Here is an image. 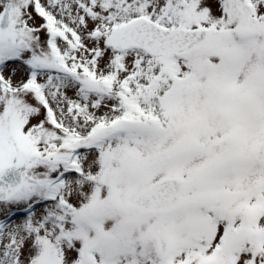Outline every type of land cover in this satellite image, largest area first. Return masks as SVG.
<instances>
[{
    "label": "rangeland",
    "instance_id": "rangeland-1",
    "mask_svg": "<svg viewBox=\"0 0 264 264\" xmlns=\"http://www.w3.org/2000/svg\"><path fill=\"white\" fill-rule=\"evenodd\" d=\"M6 1L14 9L10 28L0 33V167H18L24 185L0 201V221L11 217L0 224V264H69L66 248L80 264H110L116 250L124 251L126 264H264V0H133L121 10H113L116 0H0V13ZM176 4L185 16L174 11ZM39 5L61 35L49 29ZM93 7L106 12L101 32L77 38L73 18ZM141 14L169 27L207 26L211 41L172 58L145 50L122 58L126 52L106 38ZM96 38L118 57V68L130 72L124 83L106 78L112 65L90 69L84 45ZM180 57H187L185 70L177 64ZM203 65L202 82H195ZM187 73L192 75L184 86ZM31 81H39L53 116ZM183 97L187 103L180 109L161 100L175 104ZM196 114L200 132L197 124L191 128ZM159 122L172 123V131L138 129ZM114 130L119 135L101 149L81 150L84 174L66 171L71 149ZM62 174L67 183L58 198L45 199L48 183ZM169 176L188 184L178 208L149 212L131 196L123 199L125 191ZM33 205L40 211L17 214ZM110 214L114 231L105 223ZM156 227L172 241L168 255L159 248ZM76 237L80 243H71ZM120 241L125 244L118 246Z\"/></svg>",
    "mask_w": 264,
    "mask_h": 264
},
{
    "label": "water",
    "instance_id": "water-1",
    "mask_svg": "<svg viewBox=\"0 0 264 264\" xmlns=\"http://www.w3.org/2000/svg\"><path fill=\"white\" fill-rule=\"evenodd\" d=\"M11 2L0 15V31L10 26ZM206 29L186 30L164 28L145 17L132 20L130 23L114 29L108 41L117 49L124 50L133 46H144L153 53L172 55L185 51L204 41ZM23 183L21 172L6 166L0 169V199L7 198L20 190ZM185 184L178 179H167L156 183L141 193L134 195L133 200L147 209H167L180 203ZM127 197V194H126ZM161 247L167 252L170 244L166 238H161Z\"/></svg>",
    "mask_w": 264,
    "mask_h": 264
},
{
    "label": "bare ground",
    "instance_id": "bare-ground-1",
    "mask_svg": "<svg viewBox=\"0 0 264 264\" xmlns=\"http://www.w3.org/2000/svg\"><path fill=\"white\" fill-rule=\"evenodd\" d=\"M132 1L133 0H116L115 2L112 3V5H115V8H113V10H115V9H120L121 10V9H124V8H128L130 6V4H131ZM156 1H158V0H153L151 3L155 4V3H157ZM187 1L188 0H180V3L181 2H187ZM204 1L205 0H201V2H202L201 4L202 5H205V2ZM202 5H201V7H203ZM262 7H263L262 6V3H260L259 4V8L262 9ZM173 9H174L175 12L180 13V15H182V16H185L186 13H187V10L181 9L178 4L174 5L173 6ZM85 11H86V13H84L83 15H79L78 14L76 18L75 17L73 18V20H75V25L74 26L76 27V31H79V33L80 32H83L81 35L78 33L77 34V38H79V36H82V37H84V36H86V37L91 36V37H93V36L99 34L101 32L100 23L106 17V12L103 11L102 9H99L98 7L88 8ZM57 32H58V28L56 29V33ZM100 40L98 41V39L96 38V40H93V41L91 40L90 42H87L85 45L82 44L83 43V40H82L81 45H84L85 51L87 52V54L90 55V57L88 58V61L90 62L89 63L90 69L91 68L100 69L101 67H108V66L112 65L111 69L110 70H107L106 78L110 79V78H113L114 76H116V77H118V81L119 82L124 83V81L126 80V78L130 77V72L123 73V70H121L120 68H118V67H121V65H122L121 62L118 60V57L112 58L110 50L105 45V43L102 42V41H100ZM51 48H52V46H51ZM205 52L206 51H203V53H205ZM141 54H143L141 50L132 49V50L127 51L124 55H121V57L122 58H125V59H129V58H133L135 56H139ZM185 59H187V57H180V59H177L178 60L177 61V64L181 67L182 70H185L188 67V64L186 63V60ZM108 60H110L111 63H108ZM205 65H208V63H206ZM205 65L199 66L197 68L198 71H197V74H195V76H196L195 77V82H198V81L199 82H202V75H205ZM207 73H208V71H207ZM244 73H245V70H244ZM16 74H19V73L17 72ZM188 75H189V73H187L185 75V78H184V75L183 74L181 76L183 78V81H181V84H183L184 86L189 85L188 84L190 82L189 81V77H191L192 74H190L189 76ZM16 77H18V76H16ZM186 99H187L186 97H183V99L180 98L179 99L180 100L179 101L180 103H177V101H175V104L173 102H171L170 100L169 101L163 100V99H161V100H162V102H164V103L166 102L167 103L169 109L170 108L180 109L181 108V105H182L181 104L182 102H184V104L187 103L185 101ZM104 105H105V103H104ZM110 108L113 109L114 106H110ZM149 112H152V111H149ZM34 116L36 118H38L39 115L38 114H34ZM34 116L32 115L30 117V115H27V118L30 121H32V119L34 118ZM150 117H148V118H150ZM195 117H196V123L194 125H192L191 128L192 127H195L196 124L198 125L199 115L196 114ZM171 124L170 125H166V124H163V123H160L159 122V123H153L152 125H148V126L140 125L138 127V129L139 130L141 129L140 131H142V132L144 131L146 133H152V134L153 133L156 134V133H159V132L160 133H169V131H172V129H173V127H172ZM185 129H186V131H188V127L187 126H185ZM199 129H200V125H198V127L196 128L195 131L198 132ZM176 130H184V128L183 127H178V128H176ZM199 132H200V130H199ZM136 150L138 151V148H136ZM134 160H138V159L136 158ZM66 183H67V178H66V182L64 184H66ZM77 189H80V188L77 187ZM82 189H83V187H82ZM39 211L40 210L37 207L36 210H35V213H37ZM114 221H115V216H113L112 214L108 215L106 217V219H105V223H106L107 227H110V230L112 229V231H114L115 230V227L117 226L114 223ZM135 231H136V229L133 228L129 232V235H135V233H134ZM70 242L71 243H74V244H79L80 243V239H79V237H76V241L72 242V240H70ZM122 244H125V241L124 242H121L120 241V242H118L117 245L120 246ZM31 246L32 245H30V250L32 249ZM35 249L37 251L38 248L35 247ZM66 250H67V254L69 256L67 258V260H66V263H69V264H80L81 263L79 257L77 256V253L75 255L74 252L72 251V249L66 248ZM26 254H29V251L24 252V255H26ZM128 254H129L128 256H129V259L130 260H135V258H136L135 251H134V254H135L134 255V259L132 257V253L131 252L128 253ZM111 260H112V263H110V264H126V263H124V261H127V258H125V256H124V251H122V250L121 251L120 250H116V254L113 257H111Z\"/></svg>",
    "mask_w": 264,
    "mask_h": 264
}]
</instances>
